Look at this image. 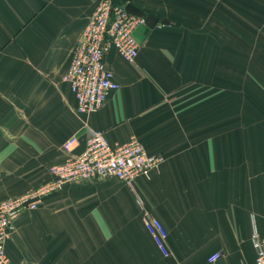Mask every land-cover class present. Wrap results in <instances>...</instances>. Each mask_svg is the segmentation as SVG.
Listing matches in <instances>:
<instances>
[{"label":"crops","instance_id":"crops-1","mask_svg":"<svg viewBox=\"0 0 264 264\" xmlns=\"http://www.w3.org/2000/svg\"><path fill=\"white\" fill-rule=\"evenodd\" d=\"M97 1L0 0V201L52 180L68 137L84 149V125L111 145L135 138L162 161L131 185L96 178L44 195L13 222L8 257L253 264L251 237L264 234V0H116L158 22L135 29L134 61L109 49L119 87L78 114L63 77Z\"/></svg>","mask_w":264,"mask_h":264},{"label":"built area","instance_id":"built-area-1","mask_svg":"<svg viewBox=\"0 0 264 264\" xmlns=\"http://www.w3.org/2000/svg\"><path fill=\"white\" fill-rule=\"evenodd\" d=\"M126 3L98 0L73 48L63 78L75 97L78 114L95 111L104 104L110 91L119 87L105 59L109 49L114 48L126 61H134L137 56L138 43L134 31L145 26V19L128 13ZM84 129L87 133L84 149L74 153L78 137L76 134L68 137L62 146L67 154L65 160L50 167L52 180L35 190L0 201V264H14L5 250L13 222L24 211L35 209L44 195L60 189L67 182L96 178L116 177L131 185L135 177L148 173L162 161L161 156L149 154L135 138L124 144L111 145L102 131L87 125ZM148 221L160 249L165 252L166 231L163 225L156 218ZM251 240L255 251L253 264H264V234L255 232ZM219 255V252L213 253L209 261H216Z\"/></svg>","mask_w":264,"mask_h":264},{"label":"water","instance_id":"water-1","mask_svg":"<svg viewBox=\"0 0 264 264\" xmlns=\"http://www.w3.org/2000/svg\"><path fill=\"white\" fill-rule=\"evenodd\" d=\"M125 10L128 13L139 15V16H143L144 19H145V25L147 27H152L158 22V18L157 17L153 16L152 14L145 13V11H143L141 8L137 7L136 5H134L132 3H126ZM161 22L165 23L164 20H162Z\"/></svg>","mask_w":264,"mask_h":264}]
</instances>
